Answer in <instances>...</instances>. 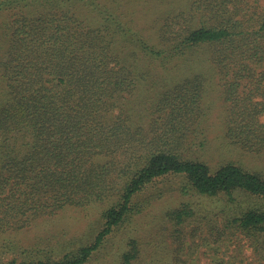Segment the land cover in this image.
<instances>
[{"label":"trees","instance_id":"1","mask_svg":"<svg viewBox=\"0 0 264 264\" xmlns=\"http://www.w3.org/2000/svg\"><path fill=\"white\" fill-rule=\"evenodd\" d=\"M132 7L0 0V12L12 14L0 57V264H87L140 212L138 194L168 176L184 180L183 195L224 206L197 214L185 202L166 215L170 245L152 264H264V173L190 155L209 144L205 76L188 69L192 77L154 97L143 85L148 64H191L201 51L223 88L228 148L264 156L262 0H180L152 33L137 25ZM240 194L263 203L236 204ZM88 207L102 209L91 244L58 259L35 250L45 256L19 260L26 251L18 236L36 220ZM151 253L143 256L129 237L117 264H145Z\"/></svg>","mask_w":264,"mask_h":264},{"label":"rangeland","instance_id":"2","mask_svg":"<svg viewBox=\"0 0 264 264\" xmlns=\"http://www.w3.org/2000/svg\"><path fill=\"white\" fill-rule=\"evenodd\" d=\"M132 1L134 7L131 9L134 11L137 25L140 28L149 29L148 33L154 32L153 28L156 27L153 22L156 21L158 27L160 19L166 11L180 7V0H130V3ZM262 4L264 5V0H262ZM11 19L10 12H0V57L5 55L9 47ZM204 56L201 51L195 53L191 64L176 59H174L175 61L170 60L161 67L148 64L145 67L148 74L143 85L147 86L148 90L153 88L149 96L154 97L158 90H172L180 83L182 76L192 77L193 74L185 73L186 70L193 68V70L201 72L205 76L204 85H206L204 105L210 112L204 123L207 128L206 136L209 144L207 143L205 147H194L190 155L206 161L211 167H217L230 160L240 163L250 170L264 173V156H252L247 152L244 154L237 148H233L232 145L228 148L225 136L226 117L221 99L223 88L218 87V78L207 73L208 69H212V65L202 61ZM155 80L159 82L155 84ZM255 87L257 88V86ZM145 96L148 97V92L144 90L142 97ZM134 97L142 99L139 93ZM153 117L147 116L146 120H152ZM184 184L181 177L168 176L147 186L135 200L140 206H137L140 212L129 215L124 224L112 232L102 248L92 256L87 264H117L119 255L125 250V242L129 237H134L139 241L143 249V256L147 252H152L143 262L152 264L153 258L165 253L166 247L170 245L168 233L171 228L166 215L185 202L190 203L197 214L207 211V213L217 212L223 208L224 205L217 203L216 200L205 202L183 195L180 191ZM235 201L236 204L240 203L242 206L263 203L256 198L241 194L235 195ZM101 210L98 207L66 208L51 218L44 217L36 220L33 223V228L18 236L21 241L18 245L21 252L26 251L20 257L18 256L19 260L45 256L42 254L36 256V252L47 253L58 259L70 249L91 244L102 227ZM35 250L36 252H34ZM11 254L14 255L9 257L15 256V253ZM206 261L208 259H204L202 264H205Z\"/></svg>","mask_w":264,"mask_h":264}]
</instances>
